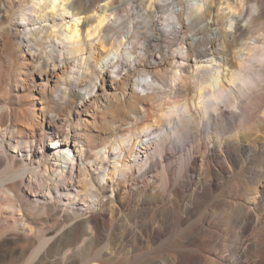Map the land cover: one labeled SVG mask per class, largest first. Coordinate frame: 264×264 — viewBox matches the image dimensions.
Wrapping results in <instances>:
<instances>
[{
    "label": "bare ground",
    "instance_id": "obj_1",
    "mask_svg": "<svg viewBox=\"0 0 264 264\" xmlns=\"http://www.w3.org/2000/svg\"><path fill=\"white\" fill-rule=\"evenodd\" d=\"M163 2L170 8L160 16ZM132 7L140 12L129 14ZM126 16L121 34H111ZM0 24V100H16L0 105H8L0 111V160L7 159L8 169L0 173V188L10 181L13 195L4 191L6 201L0 202L10 212L4 221L0 215V250L6 254H24L36 239L28 264H40L36 259L50 253L60 264H127L111 263L114 252L110 259L102 250L91 256L73 241L82 235L84 242L96 240L107 225L104 210L128 188L144 187L142 178L155 162L170 170L173 137L177 143L187 139L175 160L182 165L187 154L186 171L198 172V165L200 174L206 171V191L246 167L240 152L264 148L256 142L264 128V109L258 110L264 106V0H245L243 9L238 0H0ZM257 26L263 32L250 37ZM170 38L179 44L174 53L158 46ZM132 70L137 79L123 90ZM148 77L151 82L139 81ZM114 88L118 92L108 94ZM176 91L182 98L192 96L183 102L174 98ZM224 107L234 110L232 119L223 117ZM249 109L258 110L254 123ZM136 122L142 123L127 128ZM94 128L104 133L95 135ZM227 129L235 136L251 130L255 138L230 140L224 138ZM203 130L207 137L189 140ZM47 137L50 150L43 154ZM214 161L223 166L214 167ZM184 173L162 175L169 188L174 181L176 195ZM258 176L255 196L229 204L243 212L242 232L262 229L242 242L234 264H264V217L257 210L264 203V161ZM34 192L48 205L44 213L54 210L47 217L34 212L36 224L53 222L50 233L41 231L36 238V226L27 221L32 215L22 213L30 212L28 196ZM60 212L75 224L61 230ZM104 231L111 238L112 230ZM142 231L150 241L161 234L152 223ZM251 248L257 252L254 263L246 256ZM167 262L216 261L197 251H178Z\"/></svg>",
    "mask_w": 264,
    "mask_h": 264
},
{
    "label": "rangeland",
    "instance_id": "obj_2",
    "mask_svg": "<svg viewBox=\"0 0 264 264\" xmlns=\"http://www.w3.org/2000/svg\"><path fill=\"white\" fill-rule=\"evenodd\" d=\"M169 8L170 6L163 2L160 8H158V11H160L158 15L164 16V14H168ZM139 12V7H132L129 10V14L131 15H135ZM138 19L141 20L140 18ZM120 21L122 22L120 27L123 28L118 27L113 30L111 34H121L123 30L120 31V29H125V25L128 24V16L123 17ZM137 26L144 31L142 23ZM257 28H259V30L251 32L250 34H252V36L250 37H256L255 35L259 34V32H263V28L259 26H257ZM158 46L159 48H169L171 52L174 53V51H177L176 46H179V44L176 45L175 41L170 38V40L162 42L161 45L159 44ZM134 72L135 71L132 70L128 74L130 83L125 82L123 90L128 91L131 84L137 79ZM79 73L82 72L80 71ZM49 79V82L52 83L51 76ZM47 80L46 78L45 81ZM139 81L142 83L151 82V78L148 77L144 80L140 79ZM69 87L70 85H67L64 91H69ZM107 92L112 95V92H118V90L115 88L107 89ZM15 93L19 92L15 90ZM174 95V98L180 97L181 99L179 98V100L187 102V100H190L192 93L189 98H182L179 95V91H176ZM15 101L16 100H13V98L11 100H0V105L4 103L12 105L14 104L12 102ZM8 105H4L0 111L6 109ZM261 109L263 110L264 106L258 108V110ZM82 110L83 109H81V111ZM223 110V117L228 120L232 119L234 110L227 107H224ZM258 110H248L250 123L256 121V113H258ZM81 111L80 115L82 117H89L92 119L90 115L85 112L81 113ZM74 117L75 115L73 116V120H75ZM141 123L142 122L132 123L127 128L132 130L134 127L140 126ZM99 129L100 128H94L93 133L95 135L104 133V130ZM262 129L263 132H259L258 134L257 144L264 143V128L262 127ZM47 130L49 131V128ZM159 132L160 131H158L157 134H159ZM203 137H207L206 130L197 133L196 136L191 134L189 140L195 142L201 140ZM247 137L255 138L253 131L243 130L235 136L232 129H227L224 136V138H229L230 140H237L239 138L246 139ZM47 139L48 137L45 142L46 146L43 148L41 147L43 154L49 153L48 149L50 150L48 145L50 139ZM187 145L188 141L186 138L177 143L176 138L173 137V144L171 145L172 151L167 153L171 162L170 170L167 172L164 171L159 161L155 162V167L151 171L150 169L147 170L146 176L142 178L144 187L138 190L132 189V187L128 188V193L117 196L115 201L104 210L103 214L105 215L107 225L103 227V230L99 233V237L96 240L84 242L85 235H82L73 241V245L82 246L84 248L83 251L92 252L91 256L96 255L97 251L102 250L104 252V257L110 259L111 254L114 252L115 258L111 260V263L126 261L128 262L127 264H170L167 260L172 254L175 256L178 251H197L200 254H205L214 259L216 262L213 264H234L239 253V248L242 246V242L251 238L255 231H261L262 229H250L248 232H242L241 218L243 212L236 208L230 209L232 205L230 206L229 204L234 202L244 203L248 201L250 196H255L254 189L260 184L258 170L259 166L262 165L264 161V148L255 153H250L249 151L240 152V163L245 162L246 167L241 168L239 166L235 168L234 173L228 175L223 186L216 187L212 191H206V171H201L200 174L199 165L197 166L198 172L186 171L190 164V158L187 154L183 156L182 165L175 160L176 158L181 159V153L179 151L181 147L185 148ZM229 161L232 163L231 160ZM6 163L7 159L5 161L0 160V173L5 174L8 171ZM213 166L220 169L223 163L214 161ZM144 167L142 166V168ZM183 170L185 175L181 179L179 185L175 187L180 190V194L176 195L172 192L174 190V181H172V186L169 188L167 182L165 180L163 181L162 175L165 176V174H170L173 177L182 173ZM9 185L10 181H5L4 187L0 188L1 203L6 201V199L2 201L5 196L4 191H8V195H12ZM35 193L37 192L30 193L28 196L29 199L27 204L30 212L23 211L22 213L32 215L31 218L28 217L27 221L30 226H36L37 234L34 235L36 238L41 231L47 234L50 233L53 222L43 220L41 225L34 222L36 215L46 212L45 210L48 207L47 204H44L41 195L38 196ZM226 202L228 204V209L224 207V203ZM7 208L8 207L4 209V207H0V215L3 217V221L10 216V212ZM186 210H189V212L186 213ZM257 210L264 217V203H259ZM34 212L39 213L34 215ZM78 213L81 214L82 211L79 210ZM94 213V215H98L96 212ZM44 214L43 217H47L49 214H54V210L51 208L49 213ZM57 218L60 220L58 226L61 227V230L64 226L75 224V220L69 217L68 213L60 212ZM148 223H152L153 226L161 231L160 236L155 241H150L142 231L147 228ZM104 229L112 230L111 238H109L107 235L108 232L104 231ZM80 230L83 232V228ZM207 237L210 238V240L208 243L204 244V239ZM178 240H182V243L176 246ZM37 245L36 239L33 240L32 246H30L24 254H6L3 250H0V264H28L31 261L29 258L31 252ZM256 255V249L251 248L246 256L251 263H254L257 261ZM57 257L55 253H50L45 259L38 257L36 261L40 262V264H60V260H56Z\"/></svg>",
    "mask_w": 264,
    "mask_h": 264
},
{
    "label": "clouds",
    "instance_id": "obj_3",
    "mask_svg": "<svg viewBox=\"0 0 264 264\" xmlns=\"http://www.w3.org/2000/svg\"><path fill=\"white\" fill-rule=\"evenodd\" d=\"M238 3H239V7H240L241 9H243L244 6H245V0H238ZM249 6H250V8H251V10H252L253 12H256V10H257V6H256L255 3H251ZM262 59H264V58H262Z\"/></svg>",
    "mask_w": 264,
    "mask_h": 264
}]
</instances>
